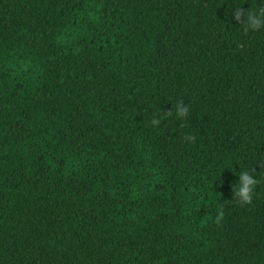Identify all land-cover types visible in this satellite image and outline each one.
Wrapping results in <instances>:
<instances>
[{"label": "trees", "instance_id": "1", "mask_svg": "<svg viewBox=\"0 0 264 264\" xmlns=\"http://www.w3.org/2000/svg\"><path fill=\"white\" fill-rule=\"evenodd\" d=\"M237 8L264 0H0V264H264V27Z\"/></svg>", "mask_w": 264, "mask_h": 264}, {"label": "clouds", "instance_id": "2", "mask_svg": "<svg viewBox=\"0 0 264 264\" xmlns=\"http://www.w3.org/2000/svg\"><path fill=\"white\" fill-rule=\"evenodd\" d=\"M246 12L247 11L243 8L235 9V18L240 20L241 17H244L247 29L259 30L261 27H264V9H260L256 13L247 12V14H245ZM188 112V107L184 106L182 103L176 105V114L178 117L183 118ZM151 123L153 126H156L160 121L154 118ZM189 139H191V137H189ZM237 176H239L240 179L233 188L234 199H238L241 204H251L260 181L252 171L248 170H240ZM220 218L221 217L217 218L218 221Z\"/></svg>", "mask_w": 264, "mask_h": 264}]
</instances>
